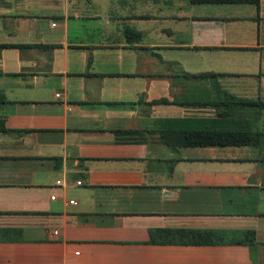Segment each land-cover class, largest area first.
<instances>
[{"label": "crops", "instance_id": "obj_1", "mask_svg": "<svg viewBox=\"0 0 264 264\" xmlns=\"http://www.w3.org/2000/svg\"><path fill=\"white\" fill-rule=\"evenodd\" d=\"M0 264H264V0H0Z\"/></svg>", "mask_w": 264, "mask_h": 264}, {"label": "trees", "instance_id": "obj_2", "mask_svg": "<svg viewBox=\"0 0 264 264\" xmlns=\"http://www.w3.org/2000/svg\"><path fill=\"white\" fill-rule=\"evenodd\" d=\"M252 238H253V237H252V236H250V242H252Z\"/></svg>", "mask_w": 264, "mask_h": 264}, {"label": "built area", "instance_id": "obj_3", "mask_svg": "<svg viewBox=\"0 0 264 264\" xmlns=\"http://www.w3.org/2000/svg\"><path fill=\"white\" fill-rule=\"evenodd\" d=\"M71 203H72V204H75V201H72Z\"/></svg>", "mask_w": 264, "mask_h": 264}]
</instances>
